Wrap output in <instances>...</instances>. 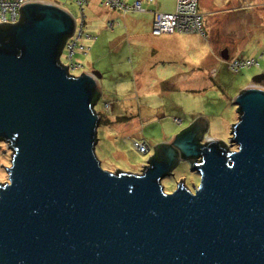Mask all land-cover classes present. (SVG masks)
<instances>
[{
  "label": "water",
  "instance_id": "95a60500",
  "mask_svg": "<svg viewBox=\"0 0 264 264\" xmlns=\"http://www.w3.org/2000/svg\"><path fill=\"white\" fill-rule=\"evenodd\" d=\"M20 11L0 21V143L12 151L0 264H264V72L233 99L236 150L203 143L199 115L155 144L140 173L111 172L95 153L102 75L73 76L60 61L72 13L38 0ZM184 160L198 185L166 193L161 180Z\"/></svg>",
  "mask_w": 264,
  "mask_h": 264
},
{
  "label": "rangeland",
  "instance_id": "374dc122",
  "mask_svg": "<svg viewBox=\"0 0 264 264\" xmlns=\"http://www.w3.org/2000/svg\"><path fill=\"white\" fill-rule=\"evenodd\" d=\"M90 1H81V7H79L76 0H57L70 10L75 20L73 33L69 35L74 37L75 44L72 41L73 44L66 47V50L72 49L73 52L67 54L63 52L67 43L63 44L60 57L65 60L67 56L70 57V54L74 55L73 63L79 65L73 70L74 73L72 72L75 76L82 71L91 73L92 69L103 72V78L99 80L100 93L94 104L101 120L96 130L98 144L95 147V153L102 168L111 172H116L117 167L123 172H139L150 154L155 153V144L170 141L174 134L190 125L199 115L208 119L205 136L228 141L227 149L236 150V146H231L228 140L231 138V123H236L240 115L233 99L240 91L253 83L254 76L264 72V0H247L244 11H228L235 18V20L230 19L237 33L233 35L234 41L229 42V36L222 29L220 34L222 39H219V44L222 45L224 42H229L227 46L229 54L233 55L230 58H254L259 61V67H243L235 72L229 68L228 60H221V64H214L211 68L204 65L190 67L177 63L173 66V72L177 74V78H162L158 81V85H152L148 91L139 90L137 85L131 84L134 79L132 71L141 68V71L145 72L147 68L141 66L136 59L134 60L130 53L121 59L109 52L106 37L111 31L109 30L111 22L105 19L94 20L95 16H91L88 9ZM100 5L112 9L104 5L103 0H100ZM199 11L204 16L205 23L207 17L225 16L227 18L226 14L217 13L209 8L204 10L203 7V12L201 9ZM116 25L119 23L116 22ZM80 28L83 33L79 39ZM103 39H105L104 46L102 45L96 52V47L93 49L94 44L103 43ZM136 46L137 42L133 45L127 44V48L131 47L132 50ZM193 54L191 51L190 55ZM125 64L129 66L126 67L127 72L122 71ZM94 65L95 68H93ZM163 76L166 77L168 74L164 73ZM256 84L259 88L264 87V81ZM118 117L120 119H117ZM135 141L143 142V144L145 142L148 145L146 153L137 150L134 146ZM10 164L11 152L7 150L5 144L1 143L0 182L7 180L6 167ZM170 172L172 174L168 173L161 180L166 193L174 191L180 180L190 190H193L194 185L197 186L200 180L199 172L191 169L188 160L179 161Z\"/></svg>",
  "mask_w": 264,
  "mask_h": 264
},
{
  "label": "crops",
  "instance_id": "0c3cea01",
  "mask_svg": "<svg viewBox=\"0 0 264 264\" xmlns=\"http://www.w3.org/2000/svg\"><path fill=\"white\" fill-rule=\"evenodd\" d=\"M38 1L55 2L61 5L57 0ZM126 1L130 2L131 0ZM246 1L247 0H199V10L201 9L202 12L204 7V10L209 8L212 11L223 13L227 16V18L225 16H220L218 18L214 16L211 18L207 17V22H204L205 34L168 32L154 35L152 33L155 11L166 13L173 12L176 7V0H154L153 2H144V10L122 14L113 9L102 7L100 5V0H91L88 3V9L90 15L93 17L95 16L94 20L103 21L105 19V21L113 20L115 22L114 26L109 29L111 31H109L110 33L106 37L109 44V47L107 46L109 52L115 55V57H121V59L130 53L132 57H134V60L136 59L141 63V66L146 67L147 69L145 72H142L141 68L132 71L134 79L131 84L133 86L137 85L139 90L148 91V89H151L152 85L157 84L162 78H177V74L173 72V66L177 65V63L190 67L191 65H194V67H203L204 65V67L207 66L211 68L214 64H221V60H227L226 58H222V52H224L225 49H227V58L232 57L233 55L230 56L229 47L227 46H229L230 41H234L233 35L237 33V29L233 28L231 19L235 20V18L232 14H229L228 11H244L247 4ZM234 2L238 4H233ZM61 6L66 8V6ZM116 22H118L119 25H116ZM222 29L230 38L229 42H224L223 45L219 44ZM138 41H140L139 44ZM102 42L101 44H94L93 49L96 47V52H98L99 48L105 43V39H103ZM135 42H137L135 49L132 50L131 47L127 48V44L133 45ZM120 48H122V50H120ZM222 48L224 49L222 50ZM191 51H193V55H190ZM148 57L149 59H147ZM126 67L129 66L125 64L122 67L123 72H127L128 68ZM93 68H95V65ZM175 69L178 70L177 68ZM164 73L168 74V76H163ZM102 74L103 72H101V75ZM193 75H195V73H193ZM102 78L100 80H102ZM156 86L154 88H156ZM117 119L120 118L118 117Z\"/></svg>",
  "mask_w": 264,
  "mask_h": 264
},
{
  "label": "built area",
  "instance_id": "2783aa9c",
  "mask_svg": "<svg viewBox=\"0 0 264 264\" xmlns=\"http://www.w3.org/2000/svg\"><path fill=\"white\" fill-rule=\"evenodd\" d=\"M79 7L81 1L87 0H76ZM154 0H131L130 2L126 0H103L104 5L108 8L115 9L120 13H130L133 11H142L144 10V2H153ZM29 2V0H0V21L4 22H16L19 20L21 11L19 12V7L22 3ZM199 0H176V9L173 12H160L155 11L154 20L152 23V33L154 35L164 34V33H199L205 34L204 30V18L200 15L199 12ZM111 24L109 28L111 29L114 26V21H110ZM82 28L79 29L78 37L83 33ZM77 37V38H78ZM73 36L67 38L65 41L66 46L64 51L67 53L73 52L72 49H67L68 45L74 43ZM92 38V37H91ZM73 41V43H72ZM75 44V43H74ZM74 49V48H73ZM74 54V53H73ZM74 55L70 54V57L64 60L62 57L60 59L62 64H67L70 71L74 72L75 68H78L79 65L73 63ZM259 61L254 58L240 59V58H230L229 68L235 72L240 71L243 67L248 66H259ZM215 70V69H214ZM230 142V141H229ZM5 147L7 150H10L8 144L5 142ZM228 145V142L226 143ZM134 146L140 152H145L148 145L144 142L135 141ZM11 154L12 151L10 150Z\"/></svg>",
  "mask_w": 264,
  "mask_h": 264
},
{
  "label": "trees",
  "instance_id": "16d2710c",
  "mask_svg": "<svg viewBox=\"0 0 264 264\" xmlns=\"http://www.w3.org/2000/svg\"><path fill=\"white\" fill-rule=\"evenodd\" d=\"M199 12H200V11H199ZM200 15H202L201 12H200ZM202 16H203V15H202ZM203 18H204V16H203ZM203 21H204V20H203ZM203 23H204V22H203ZM69 37H70V36H68L67 38H69ZM67 38L65 39V41L67 40ZM65 41H64V44H65ZM73 73H74V72H73ZM74 75H75V74H74ZM98 93H99V92L95 93V96L93 97V98H94L93 103H92V107H93V109H95V108H94V104H95V102H96V99H97L96 97L98 96ZM98 121H99L98 123L100 124L101 120L99 119ZM232 129H233V127H232ZM96 139H97V137H96ZM117 172H118V170H117Z\"/></svg>",
  "mask_w": 264,
  "mask_h": 264
},
{
  "label": "clouds",
  "instance_id": "9594fccd",
  "mask_svg": "<svg viewBox=\"0 0 264 264\" xmlns=\"http://www.w3.org/2000/svg\"><path fill=\"white\" fill-rule=\"evenodd\" d=\"M29 1H31V0H29ZM204 26V25H203ZM204 30H205V26H204ZM206 33V32H205ZM264 53V52H263ZM262 53V54H263ZM227 60H228V65H229V60H230V58H226ZM260 65V64H259ZM259 67V66H258ZM215 69V68H214ZM81 74V73H80ZM73 76H75V75H73ZM79 76V75H78ZM206 135V134H205ZM203 136V139H206V138H210L209 136ZM230 139V138H229ZM228 139V140H229ZM203 143L205 142V141H202ZM225 143H227L228 141H224ZM144 153H146V152H144ZM195 161H196V159H195ZM143 167H144V165H143ZM142 170V168L139 170V172H137V173H140V171Z\"/></svg>",
  "mask_w": 264,
  "mask_h": 264
},
{
  "label": "flooded vegetation",
  "instance_id": "af4514ba",
  "mask_svg": "<svg viewBox=\"0 0 264 264\" xmlns=\"http://www.w3.org/2000/svg\"><path fill=\"white\" fill-rule=\"evenodd\" d=\"M60 59H61V57H60ZM62 66H64V67L67 68L68 73H69L70 75H74V74L72 73V71H70L69 68H68L65 64H62ZM79 74H80V73H79ZM98 113H99V112H98ZM1 143H3V142H1ZM1 143H0V144H1ZM4 143H5V142H4ZM4 143H3V144H4Z\"/></svg>",
  "mask_w": 264,
  "mask_h": 264
},
{
  "label": "bare ground",
  "instance_id": "6f19581e",
  "mask_svg": "<svg viewBox=\"0 0 264 264\" xmlns=\"http://www.w3.org/2000/svg\"><path fill=\"white\" fill-rule=\"evenodd\" d=\"M264 88V87H263Z\"/></svg>",
  "mask_w": 264,
  "mask_h": 264
}]
</instances>
